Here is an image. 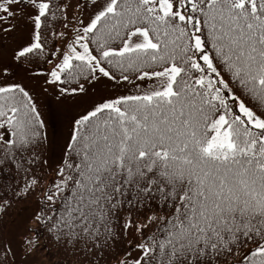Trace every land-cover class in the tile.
Segmentation results:
<instances>
[{
	"label": "snow or ice",
	"instance_id": "obj_1",
	"mask_svg": "<svg viewBox=\"0 0 264 264\" xmlns=\"http://www.w3.org/2000/svg\"><path fill=\"white\" fill-rule=\"evenodd\" d=\"M0 264H264V0H0Z\"/></svg>",
	"mask_w": 264,
	"mask_h": 264
},
{
	"label": "rangeland",
	"instance_id": "obj_2",
	"mask_svg": "<svg viewBox=\"0 0 264 264\" xmlns=\"http://www.w3.org/2000/svg\"><path fill=\"white\" fill-rule=\"evenodd\" d=\"M45 109L49 117V123L54 124L57 127L62 125L64 110L58 109L55 105V101L52 97H49L47 101L44 102Z\"/></svg>",
	"mask_w": 264,
	"mask_h": 264
}]
</instances>
